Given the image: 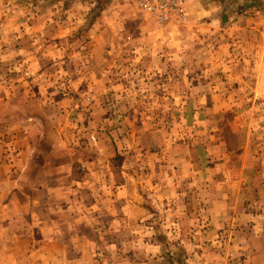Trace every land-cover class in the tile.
Returning a JSON list of instances; mask_svg holds the SVG:
<instances>
[{
    "label": "rangeland",
    "instance_id": "374dc122",
    "mask_svg": "<svg viewBox=\"0 0 264 264\" xmlns=\"http://www.w3.org/2000/svg\"><path fill=\"white\" fill-rule=\"evenodd\" d=\"M184 10L185 23L173 14L161 25L140 10L138 0H0V142L9 145L12 156L8 161L14 170V157L20 153L16 142H41L42 160L23 179V186L43 181L46 159L62 153L54 147L57 142L95 146L100 134L106 135L108 142L109 136L112 142H118V138L123 139L121 142H172V150L175 142H229L228 150L236 160L247 138L264 142V98L259 95L263 89L251 79V68L223 67L219 74L210 65L203 70L196 67L198 61H209L213 55L222 59L231 56L220 51L235 38L230 35L231 29L254 27L260 21L264 24V0H191L184 4ZM101 79L108 81L99 83ZM100 88L103 98L88 96ZM121 92L128 97L116 96ZM39 130L43 137H39ZM256 150L260 156L257 163L234 161L233 167L239 170L244 165L242 169L249 171V165L264 173V148ZM210 166L205 162V170ZM78 169L85 173V168ZM7 185L5 189L0 182V264H34L25 257L11 259L8 252L30 256L31 251L43 247L36 241L42 231L30 225L39 212L32 206L39 197L34 192L10 195L11 185ZM139 197L147 204L146 194ZM80 207L83 209L84 204ZM78 211L79 219L90 224L84 232L98 246L93 244L91 248L92 244L79 240L78 231L85 229L79 222L72 228L75 234L67 237L69 241L57 246L61 256L63 247L70 246L76 258L83 249H90L94 258L86 264H131L126 252L132 257L153 250L152 244L140 243L139 238L134 243L108 242L117 236L132 235L136 239L151 235L160 246L168 247L161 242L174 234V228L164 225L162 211L154 212L151 221L157 219L159 223L149 230L111 225L95 208ZM103 228L109 231L108 236ZM56 229L64 234L70 230L67 226ZM203 230L198 228L196 233ZM100 236H105L106 242L99 243ZM200 246L203 244L192 253L191 245H184L181 257L170 255L180 252L174 246L172 253L164 251L162 261L206 264L214 251ZM98 247L104 250L102 262ZM52 249L50 245L44 250ZM119 249L123 257L116 259L111 254ZM220 249L226 253L223 247ZM151 259L147 262L162 263ZM60 264H66V260L61 258Z\"/></svg>",
    "mask_w": 264,
    "mask_h": 264
},
{
    "label": "crops",
    "instance_id": "0c3cea01",
    "mask_svg": "<svg viewBox=\"0 0 264 264\" xmlns=\"http://www.w3.org/2000/svg\"><path fill=\"white\" fill-rule=\"evenodd\" d=\"M230 35L235 38L220 50L231 54L229 58L213 55L209 61H198L196 67L201 66L203 70L202 67L210 65L218 73L223 67L251 68L249 75L255 83L260 84L259 88L263 91L259 95L264 98L263 22L260 21L254 27L248 25L231 29ZM107 81L101 79L99 83ZM102 92L101 88L92 90L88 96L103 98ZM116 96L128 97L123 92L116 93ZM108 98L109 95L106 96ZM38 134L39 137L44 136L40 130ZM109 138L111 142L106 141V135L100 134L95 146L86 142H57L54 147L57 146L62 153L50 155L46 159L43 181L24 186L23 179L28 178L42 160L39 157L41 142H16L20 153L17 158L14 157L15 170L8 161L12 156L7 150L9 145L0 142V182H4L5 189H8L9 182L10 195L22 196L34 192L39 197L32 204L39 212L30 225L42 231L40 240L36 241L37 245L42 244L43 247L35 253L31 251L30 256H18L12 250L8 252L11 253V259L25 257L34 260V264H60L62 258L66 264H86L94 258L91 257L90 249L87 252L83 249L76 258L68 245L63 247L61 256L57 245L69 241L67 237L75 234L72 228L79 222V227L85 228L78 231L79 240L92 244L91 248L93 244L98 246L96 240L84 232L90 224L78 216V210L88 212L95 208L99 216L111 225L148 230L149 226L156 227L159 223L157 219L151 221L154 212H164V225L174 228V234H169L168 239L161 242L168 244V247L160 246L151 235L137 236L136 239V236L123 235L108 240L111 243H134L139 238L140 243L152 244L153 254H150L151 251L148 254L139 252L130 257L131 254L126 252L125 257L130 258L131 264H158L153 263L155 261L147 262L150 261L147 259L155 257L162 261L164 251L172 253L170 249L175 247H179L180 252L170 255L181 257V249L189 244L192 253L196 252L198 244H203L200 249L208 247L214 251L212 257L208 256L206 264H220L222 261L223 264H264V173L253 170L249 165V171L242 169L244 165L239 170L232 165L234 161L257 163L260 156L256 148H264V142L247 138L243 146L241 144V153L237 156L239 160H236V155L230 154L228 150L229 142H175L176 147L172 150L169 147L172 142H121L123 139L120 138L118 142H112ZM224 149L228 152H223ZM54 160L58 163L55 164ZM205 162L211 163L206 170ZM79 167L85 168V173H81ZM144 194L147 204L139 197ZM82 203L83 209L80 207ZM64 204L67 207L61 210L60 206ZM60 211L64 212L63 216L58 214ZM23 225L29 226V223L23 222ZM61 226H67L72 231L68 230L66 234L57 232L59 230L56 228ZM198 228H204V233H196ZM103 230L108 236L109 233H106L109 231ZM222 231L225 233H220ZM61 237L66 238L63 240ZM100 238L99 243L106 242L105 236ZM50 245L52 252L45 251ZM222 247L226 253L220 249ZM99 252L102 262L105 259L104 254H101L104 250L99 248ZM122 253L119 249L111 255L119 259L123 257ZM7 259L10 260V257ZM159 263L165 264L163 261Z\"/></svg>",
    "mask_w": 264,
    "mask_h": 264
},
{
    "label": "built area",
    "instance_id": "2783aa9c",
    "mask_svg": "<svg viewBox=\"0 0 264 264\" xmlns=\"http://www.w3.org/2000/svg\"><path fill=\"white\" fill-rule=\"evenodd\" d=\"M191 0H138L141 11L153 16L158 24L167 23L173 14H178L182 23L187 21L184 4Z\"/></svg>",
    "mask_w": 264,
    "mask_h": 264
}]
</instances>
